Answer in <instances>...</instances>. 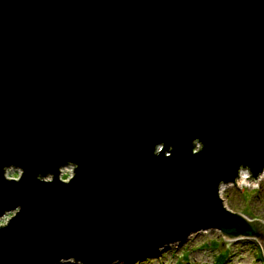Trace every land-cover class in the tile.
<instances>
[{
	"label": "water",
	"instance_id": "water-1",
	"mask_svg": "<svg viewBox=\"0 0 264 264\" xmlns=\"http://www.w3.org/2000/svg\"><path fill=\"white\" fill-rule=\"evenodd\" d=\"M242 172H264V0H0V264L209 231L264 252L220 197Z\"/></svg>",
	"mask_w": 264,
	"mask_h": 264
},
{
	"label": "rangeland",
	"instance_id": "rangeland-1",
	"mask_svg": "<svg viewBox=\"0 0 264 264\" xmlns=\"http://www.w3.org/2000/svg\"><path fill=\"white\" fill-rule=\"evenodd\" d=\"M20 173L19 169L12 168L5 172V176L13 180ZM71 173V168H66L65 175L60 178L65 180ZM243 174H239L234 186H221L220 197L227 211L241 215L246 221L264 224V176L257 183L253 182L256 184L252 187L239 186ZM14 214L9 213L0 219V228L6 226ZM260 251L264 259L263 247L257 240H234L220 232L209 231L193 234L184 245L169 246L154 256L129 257L115 264H264L258 255ZM62 264L80 263L70 260Z\"/></svg>",
	"mask_w": 264,
	"mask_h": 264
},
{
	"label": "bare ground",
	"instance_id": "bare-ground-1",
	"mask_svg": "<svg viewBox=\"0 0 264 264\" xmlns=\"http://www.w3.org/2000/svg\"><path fill=\"white\" fill-rule=\"evenodd\" d=\"M242 174H243V172H242ZM263 176H264V172H263L262 175H260V177H259V179L257 180V182L260 181V180H262ZM253 182H254V181H250V180H249V173H246V174L244 173V174H243V177L240 178V180H239V186L248 185V186L252 187L254 184L257 183V182H256V183L253 184Z\"/></svg>",
	"mask_w": 264,
	"mask_h": 264
},
{
	"label": "built area",
	"instance_id": "built-area-1",
	"mask_svg": "<svg viewBox=\"0 0 264 264\" xmlns=\"http://www.w3.org/2000/svg\"><path fill=\"white\" fill-rule=\"evenodd\" d=\"M69 168H70V167H69ZM71 170H72L71 176H70V177H67L65 180H63V178H62L63 181L66 182V181H68V180L71 179L72 174H73V169L71 168ZM65 171H66V169H63V170L61 171L62 174L60 175V177L63 176V174L65 173ZM63 172H64V173H63ZM64 175H65V174H64ZM4 217H5V216H4ZM4 217H3V218H4ZM1 219H2V218H1Z\"/></svg>",
	"mask_w": 264,
	"mask_h": 264
},
{
	"label": "trees",
	"instance_id": "trees-1",
	"mask_svg": "<svg viewBox=\"0 0 264 264\" xmlns=\"http://www.w3.org/2000/svg\"><path fill=\"white\" fill-rule=\"evenodd\" d=\"M252 225L255 226V227L259 226L258 222H254V221L252 222ZM258 255L260 256V261L262 260L264 262V259L262 257L261 251H260V253L258 252Z\"/></svg>",
	"mask_w": 264,
	"mask_h": 264
},
{
	"label": "clouds",
	"instance_id": "clouds-1",
	"mask_svg": "<svg viewBox=\"0 0 264 264\" xmlns=\"http://www.w3.org/2000/svg\"><path fill=\"white\" fill-rule=\"evenodd\" d=\"M21 175H22V173H21ZM19 178H20V176H17V177H16L17 180H18Z\"/></svg>",
	"mask_w": 264,
	"mask_h": 264
}]
</instances>
